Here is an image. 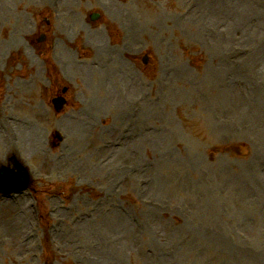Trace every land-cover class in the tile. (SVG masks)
<instances>
[{
    "label": "rangeland",
    "instance_id": "1",
    "mask_svg": "<svg viewBox=\"0 0 264 264\" xmlns=\"http://www.w3.org/2000/svg\"><path fill=\"white\" fill-rule=\"evenodd\" d=\"M51 1L0 0V46L31 29L0 50V116L24 120L16 149L37 190L0 197V264H264V0H243L233 23L203 17L208 0H63L67 37ZM86 26L120 46L102 85L54 77L36 42L67 38L91 69L104 56L84 48ZM60 85L69 101L55 114ZM106 85L121 88L114 101Z\"/></svg>",
    "mask_w": 264,
    "mask_h": 264
},
{
    "label": "bare ground",
    "instance_id": "2",
    "mask_svg": "<svg viewBox=\"0 0 264 264\" xmlns=\"http://www.w3.org/2000/svg\"><path fill=\"white\" fill-rule=\"evenodd\" d=\"M242 1L243 0H217L216 1V5L214 6L215 9L213 8L214 10L211 11V17L212 18H216V19H221L222 21L228 20V21H230L232 23L236 22V20L238 22L243 21L244 18H245L244 16L246 15V12L243 11L241 13V15L238 17L237 16V10L235 9V6H241L242 4H243L244 7H247V5L245 3H243ZM243 10H246V9L243 8ZM195 21H197V19ZM27 30H28V25L27 24H23V28H20V27L14 28L11 31V34H9V38H8V40L6 42L7 44L5 46H0V50L4 49L3 52H5L8 49L9 50H13V49H17L20 46H22L23 45L22 36L25 34L24 32H26ZM207 31H208V33H218L217 31H213L212 29H209V28H207ZM211 35H214V34H211ZM96 37H99V36L96 35ZM219 38L211 36V39L213 41V45H219L220 42H225L224 40L219 39ZM229 40L230 39L227 38V41H229ZM227 50L232 51L233 49L231 50V48H229V46H228ZM107 62H108L109 65L113 64V62L110 60V58L108 59ZM122 65H121V68H122ZM85 73L88 74V71H85ZM243 74L245 76H247L245 74V72H243ZM250 84H252V83H250ZM28 134L31 135L30 132H28ZM6 137H7L6 133H4V132L0 133V141L3 140L4 138H5L4 141H7ZM10 145L12 147V143Z\"/></svg>",
    "mask_w": 264,
    "mask_h": 264
},
{
    "label": "water",
    "instance_id": "3",
    "mask_svg": "<svg viewBox=\"0 0 264 264\" xmlns=\"http://www.w3.org/2000/svg\"><path fill=\"white\" fill-rule=\"evenodd\" d=\"M21 172V171H20ZM5 178L4 181H2V183H6L8 184L7 182H10V181H14V182H18L19 180V183L22 185V186H25L27 184V178H25V180H22L23 179V173H22V176L19 175H16L14 176L13 174H11L9 171H4V172H1V178ZM22 181V183H21Z\"/></svg>",
    "mask_w": 264,
    "mask_h": 264
}]
</instances>
